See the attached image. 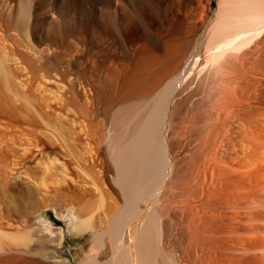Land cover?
<instances>
[{"label":"bare ground","instance_id":"1","mask_svg":"<svg viewBox=\"0 0 264 264\" xmlns=\"http://www.w3.org/2000/svg\"><path fill=\"white\" fill-rule=\"evenodd\" d=\"M89 2L95 11L88 8L83 0H0V15L10 16L16 5L19 11L21 9L19 16L25 25L21 24L25 29L23 30L24 36L28 37L26 39L37 37L43 40V38L48 37V32L51 30L61 33L63 29L70 30L76 20L84 22L82 17L84 14L93 15L101 23L100 26L102 27L104 26L102 23L106 22L105 14L112 12L117 15L122 10L121 7L123 5L122 0H89ZM193 3L194 0H186L185 12L187 13V18L184 22V29L166 38L163 41L164 44L162 49H160L161 51H143V53H140L133 70L131 72L128 71L130 73L124 76L120 87L117 86V79L120 76L115 68V70L105 75L104 88L102 86H99V89L96 87L99 90L96 95L101 93V95L107 97L106 101L104 100L105 102H103L105 106L104 115L108 122V130L105 134L102 133L105 135L103 137L105 140H103L105 142L104 152L110 155L115 167L117 166L118 169L117 175L111 176V178L119 185L121 188L119 189L127 196L126 198L129 199L127 202H130V204L128 203L129 205L125 206L127 208L111 213L110 204L107 205V198L110 194V191L106 188L108 178L105 175L104 177L98 176L96 174L98 171L92 173V165L90 169L86 167L91 171L90 173L88 170L90 174L87 173V175L89 177L82 176L83 178L81 177L80 180L82 183H77L74 189L75 191L78 187L80 191L86 190L85 185L88 183L92 184L98 194L94 196L96 198L91 200V202L85 197L82 199H86L89 202L83 201L77 193L67 192L65 189L67 186L65 187V185L64 187L63 185L58 187L54 192V196L60 198V202H58L60 211L68 214L65 225L69 227L73 224L80 231H90L93 235L92 240L95 250L100 249L102 244H104L95 227L96 218H99V220L104 218L106 222L108 221V224L110 223V226L108 225L109 233L112 236L116 254L113 260L106 264H264V186L262 190H251L252 184L261 183L264 185V169L260 167L264 166V79L262 78L264 77V0H219L215 17L213 16L212 19H207L203 22L198 21V16L194 11L195 8L193 10ZM111 5H113L112 8L110 7ZM67 8L70 9L67 11ZM201 14L198 15L201 16ZM199 18L201 19V17ZM200 30H202V34ZM203 34L205 35L203 36ZM4 38L0 34V87L2 89L0 92L3 93L4 88L15 91V96L18 95L17 99L23 95V101L27 103L28 107L30 105L33 108L35 104L34 106L33 104L31 105L30 95L27 96L28 93L25 94L24 90V94L21 93L22 90L21 92L18 90L17 81L15 84H13L14 82L12 83L14 81L12 80L13 76L18 72L13 74L14 70L11 71L10 66L8 68L6 65V61L11 55V49L7 46ZM197 43L201 45V50H204V54H201L202 51L200 53L195 52L194 45ZM8 48L10 49L9 51H7ZM59 54L63 56L65 53L60 52L57 56ZM90 55L92 56V54ZM16 56L21 57V55ZM84 58L90 60V56H84ZM9 60L11 61V59ZM33 65L35 64L33 63ZM33 65L30 66L31 70ZM214 72L218 73H216L217 76L221 74L220 77L223 82H220V85H216L219 88L218 90L213 92V89H210L215 95L212 97L211 94L213 99L207 98V102L204 103V106L205 104L210 105L209 109H207L211 114H206L207 116L209 115L206 119V117H203L204 115L201 117L197 113L200 118L206 119L203 123L208 125L206 127L208 132L205 134L207 137L203 144L197 145V147L200 145L201 147L193 153L189 152L190 154L186 158L185 155H180V151L187 144L188 135L185 136L186 134L184 133L186 131L185 123L188 122L186 114L189 111L188 105L193 102L191 100V98H194L193 90L198 86L193 88L192 85L198 79L206 80L208 77L210 78ZM11 75L13 76L11 77ZM120 75L122 74L120 73ZM37 78L39 77L37 76ZM97 83L101 84V82ZM212 84L211 86L214 85ZM3 85L5 87L2 88ZM15 86L18 88L14 89ZM118 90H121V97L118 102L112 103L111 94L114 95ZM208 95L210 96V94ZM6 97H11V95L8 94ZM6 97H4L6 100L4 102L5 100L0 93V111L8 103V98ZM38 98H40V95ZM9 100H13L12 97ZM204 101H200L201 104ZM259 101H261V104H259ZM9 103L11 105V102ZM144 104L146 106L143 108ZM15 105L14 107L17 106ZM12 107L10 108L12 109ZM198 107L199 109L201 108L200 104ZM19 111L22 112L21 110ZM6 112L4 111L3 113L6 115ZM203 112L206 111L203 109ZM38 113L40 114V112ZM41 114L40 116H42ZM161 114L163 117L162 124L156 119V115L160 116ZM24 118L27 119V117ZM62 120H60V123L65 130L69 123L66 127L64 124L69 120ZM74 120L69 121L68 136L73 139L71 136L78 128L80 132L85 131L86 136L81 138L79 142H76V137L69 151L73 155L78 153L77 157L87 152L89 156H93V151L96 150L94 144L97 141L95 140L97 136L95 138L94 136L99 134L96 124L93 122L84 124L79 121L78 128L74 130ZM46 122L45 124L49 123ZM4 124H0V200L6 199L11 192L22 187L19 191L22 197L20 203L32 205L31 207L34 211L31 213L38 212L44 208L40 201H37V195L41 193L40 191L43 188H40L41 190L39 191L36 181H39L40 186L44 185L46 188L48 186H46L47 182L50 184L55 183V185L57 183L62 184L63 180L67 182L65 179L68 173L64 171L66 175L59 174L58 172H60L59 170L62 167L57 165L56 158L46 155L45 159L38 161L34 167L28 168L26 172L24 171L25 175L12 178L10 177L11 173H9L8 176L6 172L8 167L6 170L4 167L10 154L13 153L14 155L16 153L17 146L24 143L29 144L31 133L30 129L26 130L24 127L25 129L17 131L18 133L15 132L16 134L14 133V135L11 133L13 131L7 128L6 125L4 126ZM7 125L9 126V124ZM174 126L176 128L172 129ZM55 130L57 131L58 128ZM65 139L69 143L67 137ZM102 139L101 141L99 140L101 143ZM24 148L26 147L24 146ZM81 151H83L82 154L80 153ZM193 156L195 157L194 167L188 170L189 165L184 164L187 159L189 160ZM159 158L161 162L157 166ZM11 161L9 164H12ZM77 162L80 163L79 161ZM182 163L183 165H181ZM59 165L62 166L63 164ZM95 166L93 168H96ZM76 168L78 169L77 165ZM155 168L163 170L160 179L155 175L158 178V182L160 180V183H162L161 187L156 190L155 187L151 188L149 186V182L153 183L152 178L154 176L152 177L151 174L153 175L152 171ZM236 171L239 175H237V181L234 180L232 182L233 180H231L232 184L223 182L225 177H229ZM57 173L61 177L57 176ZM229 178H226V181H229ZM158 182L156 181V183ZM147 184H149V189H154L155 192L153 191L154 194L150 199L151 201L148 205L146 204L148 209L149 207L151 208V210L149 209L150 212L148 210V212L146 211L147 213H144L145 211L140 209L141 206L139 207L138 203L143 196H146L143 194L147 192L145 191L147 190ZM154 185L157 186L156 184ZM180 186L183 187L181 188ZM89 187L93 189L92 186ZM48 189L46 190L48 191ZM51 190L53 191V189ZM89 192L90 196L91 193ZM164 193L167 196L162 198ZM85 194L84 196L87 195ZM54 196L52 195L53 199ZM178 197L182 198L179 199ZM176 198L180 200V205H177L176 210H171V207H169L171 205L170 201L176 200ZM42 202L44 203V201ZM83 202L87 203L83 204ZM173 206L172 208L176 205ZM24 208L26 209V207ZM99 210H102V212L99 216H96V212ZM29 213L28 215H30ZM131 214L135 215V222L133 220L129 221L128 215ZM106 216L110 219L107 220ZM33 220L28 228L20 232L7 231L5 230L7 228H1L3 223L1 224L2 226L0 225V264H39L33 256H30V244L36 236ZM126 220H128L127 223L129 225L131 224L128 234L129 245L123 247L121 235ZM179 225L182 227H179L182 230L181 235L178 233L179 231H176ZM175 231L180 235V237L176 235L180 240L178 242L176 240L175 244H173L172 239L176 234ZM43 236L37 235L40 240ZM45 236L47 237L48 235L45 234ZM39 243L41 244V242H38V247L40 246ZM170 245L173 248L169 251ZM96 255L94 253L87 257L82 264H103L98 261ZM40 264L42 263L40 262Z\"/></svg>","mask_w":264,"mask_h":264},{"label":"rangeland","instance_id":"2","mask_svg":"<svg viewBox=\"0 0 264 264\" xmlns=\"http://www.w3.org/2000/svg\"><path fill=\"white\" fill-rule=\"evenodd\" d=\"M83 1L85 2V5L88 8L95 11L94 7H92L90 5L91 3L90 2L88 3L89 0H83ZM209 1L210 0H194L193 10L195 8L194 11H195V14H197V16H198L199 22H203L207 19L208 20L212 19L213 16L215 17L219 0H211V2H209ZM122 4H123L121 7L122 10L117 15H115L112 12H108L107 14H105L106 15V22L102 23L104 25L102 27L100 26L101 23H99L98 20L93 15L84 14L82 16L84 22H82V21L80 22L79 20H76V23L72 24V26H71L72 30L71 29L70 30L63 29V32L61 31V33H56L55 31L51 30L50 32H48V37H49V33H50V37L49 38L45 37V38H43V40L40 38H37V37H33V38L31 37L30 39H26L28 37L24 36V34H23V30H25L23 27L24 24H23V21H21L20 16H19V13H21V9L19 11V8H17L16 5L13 8V11L11 12L10 16L9 15L7 16L5 14L2 16L0 15L1 16L0 17V34L3 37H5L4 39L7 42V46H9V48L11 49L10 50L8 48V50H7V51L10 50V52H11L10 57L8 55V57H9V59H11V61L8 59L6 61V63H7L6 65L8 68L10 66L11 71L14 70L12 72L13 74L18 72L14 76L11 75V77L13 76V78H16V79L12 78V80H14V81H12V83L14 82L13 84H15V82L17 81L16 85L18 84L17 85L19 87L18 90L20 92L22 90L21 93H23V94L25 92H26L25 94L28 93L27 96L30 95L29 99L31 100V105L33 104V106H34V104H35V106H34L35 108L33 107L34 109L30 105H29V107H30V109H29L27 103L25 101H23V97H24L23 95H21L22 97L20 96L19 99H17L18 95L15 96L16 95L15 91L13 92V91H10L8 89L6 90V88H4L3 89L4 92L3 93L0 92L2 95V98L6 97V96H8V94H10L12 99L16 100V103H15V100L14 101L9 100L11 97H6V98H8V101H7L8 103L6 105L7 108L4 105V107H2V109L0 111L1 112L0 113V124L5 123L4 126L6 125L7 128H10L11 131H13V132H11L13 134L15 132L18 133L19 130H21V129H25V128H26V130L30 129L29 130L31 133L30 137H31V139L33 138L32 141L30 139L29 144L24 143L23 145L17 146L16 153L14 151V153H15L14 155H13V153L10 154L8 162L6 163L7 166L5 165L4 168L6 170V168L8 167V169L6 170V172L8 173V176H9V173H11L10 177L17 178L19 175H25L26 170L28 168L34 167L38 161H42L47 156H52V157L56 158L57 165L63 168V169L60 168V170H59L60 172H58V173L61 175H64V174L66 175V173L64 171H67V173H68L67 175L71 176V177L66 176L65 181H67V182H64V180H63L64 183L63 182H61L62 184L57 183V185L60 184L58 186L55 185V183L50 184L49 182H47L46 186L47 185L48 186L46 188L44 185L40 186L38 183L39 181L38 182L36 181V186L37 185L39 186V188L37 187V189H39V191H40L41 190L40 188H43V190L40 191L41 193H38V195H37L38 196L37 201L39 200L41 205L44 206V208L40 209L38 212L31 213L34 211V210H32V207H31L32 205H28V204L23 205V202L20 203V200L22 197H21V194L19 191L22 189V187H19L14 192H11L6 199L0 200V219H1L0 225L3 223L2 224L3 226L1 225L2 227L1 226L0 227L2 229L7 228V229H5L7 231H11V232L19 231L20 232V231L28 228V226L31 225V222L34 219L33 220L34 221L33 228L35 229L36 236L34 237L33 241H31V244H30V248H31V255L30 256L31 257L33 256L39 264H40V262L42 264H82L83 261L87 257L93 255L94 253L97 254L96 256L98 257V261L100 263L106 264L108 262L110 263L116 254V250H115L116 248H115L114 242L112 240V236L109 233L110 223L108 224V221L106 222L105 221L106 219H104V218L103 219L100 218V220H99V218H96V221H95L96 226L95 227H96V230L98 231V234H100V239L102 240V243H104V244H102V247L98 250L96 249L97 250L96 251L95 247H94L93 240H92L93 235L91 234L90 231H85V232L80 231L73 224H71L69 227H67L65 225V223H66L65 221H67L66 219L68 217V214L66 212L60 211V209L58 207V205H59L58 202H60V200H59L60 198H57L56 196H54L55 195L54 192L58 189V187H60L62 185L64 187V185H65V187L67 186L65 188L67 190V192H71L74 194L77 193L81 199L85 197V198H87V200H90V202H91V200L96 198L94 196L96 194H98V191H96V189L94 190L92 184L88 183L89 185L88 184L85 185L86 190H88V192L90 190V192H89V193H91L90 196H89L88 192H86V190L80 191V188H78V187L75 191H74V189L76 188L77 183L78 184L82 183V181H80L81 177L82 176L83 177L84 176L89 177L87 175V173L88 174L91 173V171L89 169L92 166L94 167L96 165L95 166L96 168H93V167L91 168V170H93L92 173L93 172L95 173L96 171H98V172H96V174H98V176L104 177V175H105L108 178L107 183L109 185L107 184L106 188L110 191L109 192L110 194L108 195V198H107V200H108L107 205L110 204V208L112 209V210H110L111 213H113L114 211H119L120 209L127 208L125 206H128L130 204V202H127V201H129V199L126 198L127 196L124 195L123 191L120 190L121 188L119 187V185L117 183H115L111 178V176L113 177V176L117 175L116 174V172H118L117 166L115 167V164L113 163L110 155L104 152V150H105V146H104L105 142L104 141L105 140L103 137L105 136L104 134L108 130V122H107V119L104 115L105 106H104L103 102L106 101L107 97L104 95H101V93H99V94L97 93L99 95L98 96V95H96V92L99 91L98 90L99 86L100 87L102 86V88H104L103 83L105 80V75L107 73L115 70V69L118 71V75L120 76L117 79V83H118L117 86L120 87L123 83L124 76L126 74H129L133 70L135 63H136V60H137V57L140 55V53H143V51L144 52L161 51L160 49H162L163 44H164L163 41L166 38H169L171 35L175 34V32L177 33V31L184 29V27H185L184 22H185V19L187 18V13L185 12L186 0H184V1L180 0V2H179V0H122ZM110 7L112 8L113 5H111ZM70 8H67L66 10L68 11V9H70ZM200 13H202L201 16H199ZM199 17H201V19ZM21 24H23V25H21ZM182 25H184V26H182ZM67 31H69V32H67ZM200 31L202 34L203 33L202 30H200ZM61 35H64V36H61ZM204 35L205 34H203V36ZM201 49H202L201 45H199L198 43L196 45H194V50H195V52L197 51L196 53H200V51H202L201 54H204V50H201ZM13 51H15V52L17 51V52L16 53L14 52L15 53L14 54ZM10 52H9V54H10ZM57 52L58 53L64 52L65 54L63 56H61L60 54H59V56H57V54H58ZM90 54H92V56ZM13 55H15V56L12 57ZM16 55H21V57H19V56L17 57ZM84 56H87V57L90 56V58H89L90 60H86L84 58ZM27 58L29 60L31 58V60H30L31 62ZM33 63L35 65H33ZM95 63H96V65H95ZM18 65H20V66H18ZM32 65H33V68L31 70L30 66H32ZM80 65L82 66V69H81ZM17 66L19 69L17 68ZM36 66H37V68H36ZM87 66H88V68H87ZM90 66H91V68H90ZM93 66H95V68H93ZM109 66H110V68H109ZM35 68H36V70H35ZM19 71L20 72L22 71L21 74ZM34 71H35V73H34ZM128 71H130V72H128ZM97 72H99V73H97ZM120 73L122 75H120ZM216 73L214 72V74H212V76L214 78L211 76L210 78L208 77V79H206V80L205 79H198V80H196L197 82H194L195 84L193 83L194 85H192L193 88H194V86L195 87L197 85L198 86H197V88H194V90H193L195 92V93L193 92V96H194L193 99H195V100H193L191 98V100L193 101L192 102L193 104L191 103V105H188L189 107L191 106V108L188 107L189 111H188V114H186L187 118H188V122L185 123L186 131H184V133L186 134L185 136L188 135L189 137L187 136L186 146H184L181 149L182 151H180V155H185L186 158L188 157V155L191 152L193 153V152H195V150H197L201 147V145L197 147L198 144H203V142L206 140L205 138L207 136L205 134H207V132H208V131H206L207 130L206 127H208V125H205V123H203V122H205V120L209 116V115L207 116L206 114L209 113L208 109H209L210 105L205 104V106H206L205 107L204 103L207 102V100H206L207 98H209V99L211 98V94H212V97H214L213 96V95H215L213 93L214 90L219 89L218 86H216V85L217 84L220 85V82L221 83L223 82L221 77H220L221 74L217 76L218 73L217 74ZM35 75H37L39 78H37V76L35 77ZM262 76H263V74H262ZM211 78H212V81H211ZM262 78L264 79V77H262ZM213 79H214V82H213ZM208 81H209V83H208ZM97 82H101V84L97 83ZM200 84H202V85H200ZM211 84L213 86H211ZM0 86H1V83H0ZM17 86H15L14 89ZM3 87H5V85H3L2 88ZM214 88H217V89H214ZM0 89H1V87H0ZM210 89L211 90L213 89L212 90L213 92H211ZM0 91H2V89ZM120 91L121 90L116 91L114 93L115 96L111 94L112 103H116L119 101V99L121 97ZM43 94L44 95L46 94V95L44 96ZM207 94H210V96L209 95L207 96ZM39 95H40V98H38ZM201 97H202V99H201ZM32 98H33V100L34 99L35 100L33 101ZM100 98H102L101 99L102 101L100 100ZM42 99H44L45 102ZM98 99H99V102H98ZM198 99H199V101H198ZM212 99L213 98H211V100ZM4 100H5V98H4ZM200 101H204V102H202V104H201ZM4 102H6V100ZM9 102H11V105ZM33 102H35V103H33ZM100 102H102V103H100ZM198 102L201 106L200 109L198 107V105H199ZM209 102H210V100H209ZM211 102H213V101H211ZM256 103H257V101H256ZM100 104H102V105H100ZM189 104H190V102H189ZM210 104H212V103H210ZM259 104H261V101H259ZM14 105L16 107H14ZM193 105H196L197 107L193 106ZM145 106H146V104H144L143 108ZM10 107H12V109ZM193 107H195V108H193ZM4 108H6V109H4ZM14 108L15 109L17 108L16 111ZM84 108H86V109H84ZM7 109L8 110L10 109L11 111L10 110L8 111ZM194 109H197V110H194ZM198 109H199V111H198ZM203 109L206 112H203ZM19 110H21L22 112H20ZM81 110L84 112L83 114H82ZM210 110H212V109H210ZM4 111L5 112L7 111L6 115H5V113H3ZM59 111H61V112H59ZM87 111H88V113H87ZM10 112H11V114H10ZM38 112H40V114L42 113L41 114L42 116H40V114ZM59 113H61V114L59 115ZM74 113H75V115H74ZM190 113L192 114V117H191ZM194 113H196L195 114L196 118L194 116ZM197 113L199 114V116L201 115V117H202V115H204L203 117L204 118L206 117V119L200 118ZM76 114H77L78 118L76 117ZM209 114H211V113H209ZM27 115L30 117H28ZM88 116L90 119L88 118ZM90 116H93V117H90ZM24 117H27L28 121ZM40 117L41 118L43 117V118L41 119ZM43 119L49 123H47L45 121L47 123V124H45ZM62 119L65 121H68V120L71 121L72 119L73 120L75 119L74 121L76 124L74 123V126H75V127H73L74 130H76L78 128L77 125L79 124V121L84 123V124L85 123L86 124L91 123V122L96 124L95 126L98 128L99 134L97 133L98 135L94 136V138L97 136L95 138V140H97L96 141L97 143L96 142H95V144L93 143L94 146L96 147V150L93 151L94 152L93 156H89V154H87L88 152L84 153V155H83L82 154L84 151L83 150L80 152L82 155H80V153H79L80 156L77 157L78 153H77V155L76 154L73 155V153H71V151H69L71 148V145L75 142L74 139H76V137H77L76 142H79L81 138L86 136V134H85L86 132L85 131L80 132L79 128H78L76 131H74V134H72V136L70 135L71 137H73V139L70 138L68 136L69 133H67L68 132L67 130H69L70 122L69 121L65 122V124H64L65 127L68 123H69V125H67V127L64 130L63 126L60 123V120H62ZM156 119L159 121L160 124L163 123L162 114L160 116L156 115ZM201 119H203L202 122H201ZM194 121H196V122H194ZM1 122H3V123H1ZM7 124H9V126ZM30 126L32 128L33 127L34 128L32 129ZM188 126H189V128H188ZM49 127H51L52 129ZM54 128L55 129L58 128V130L56 131ZM175 128L176 127L174 126L172 129H175ZM60 129H61V131H60ZM62 130H64V131H62ZM51 131H54V132H51ZM50 132H51V134H50ZM102 133H104V134H102ZM64 135H65V138L67 137V140L69 143L66 142ZM8 137H9V135H8ZM9 138H11V137H9ZM199 138L201 141L199 140ZM36 139H37V141H36ZM101 139H102L103 144L100 142ZM33 140H34V142H33ZM38 140L40 143L38 142ZM190 141H192V143H190ZM24 146L26 148H24ZM31 149H33V150H31ZM82 157L85 159H83ZM75 158H77V159H75ZM192 158L190 157L191 160L187 159L185 164H184V165H186V164L189 165L188 170H190L192 167H194L195 157L193 156ZM10 160H12L11 161L12 164H9ZM75 160L79 161L80 163H78ZM104 162H106V163H104ZM160 162L161 161L159 158L157 166H159ZM183 163L181 165H183ZM59 164H63V165L61 166ZM8 165L9 166L11 165L10 168ZM76 165H77L78 169L76 168ZM86 167H88L89 169H87ZM161 167H163V166H161ZM260 167L262 169H264V166H260ZM158 168H155V169H153L154 171H152L153 175L151 174V176L152 177L154 176L153 178L151 177L153 179V181H152L153 183L149 182L150 185L147 184V186H146L147 190H145V191H147V192L149 191V192L148 193L144 192L143 195H146V196L144 197L142 195L144 198L142 197V200H140V202L138 203L139 207L141 206L140 209L145 211L144 213H147L149 209L151 210L150 207H149V209L147 208V205L151 201L150 199H151L152 195L154 194L155 190L158 189V187L160 188L162 185V183H160V180L158 182V178L160 179V175L162 174L163 170L158 169ZM88 170L90 171V173L88 172ZM159 170H161V171H159ZM12 173L13 174L15 173V174L13 175ZM58 173H57V176L61 177V175H58ZM69 173H70V175H69ZM83 173H84V175H82ZM157 173H160V174H157ZM155 175H157L158 178ZM231 175H233V176H231ZM231 175L229 176L230 178L228 176L225 177V181L223 180V182H225L226 184H227V182H228V184H230V183L232 184V182H234V180L235 181L238 180L237 171H236V173H234V174L232 173ZM234 175H236V176H234ZM161 177H162V175H161ZM231 177H233V178L235 177V178L233 179ZM226 178H229V181H226L227 180ZM154 180H156L160 184L156 183V181H154ZM231 180H233V181L230 182ZM77 181H79V182H77ZM153 184H156V185L158 184V185L153 186ZM148 185L151 186V188L155 187V190L154 189L152 190L151 188L149 189ZM54 186H55V188H53ZM89 186H92L93 189H91V187H89ZM263 186L264 185L261 183L260 184H252L251 190L252 191L262 190ZM70 187H72L71 188L72 191H71ZM47 188H49L48 191L46 190ZM87 188H89V189H87ZM181 188H180V190H181ZM51 189H53V191ZM48 193H50V194L48 196H45ZM83 193L86 196H84ZM165 194L166 193L163 194L162 198H164V196H167V194L166 195ZM40 195L41 196L43 195L42 198ZM52 195L54 196V199L52 198ZM82 195H83V197H82ZM48 198H50V199H48ZM178 198H176V200L170 201L171 205L169 207H171V210H176L177 205H180L179 199H181L182 197L179 199ZM166 199H167V197H166ZM166 199H164V200L166 201ZM177 199H178V201H177ZM82 200L87 201L86 199H82ZM42 201H44L46 206ZM87 202H89V201H87ZM87 202H83V204L84 203L86 204ZM161 202H162V200H161ZM173 205L174 206L176 205V206L174 207ZM172 206L174 208H172ZM24 207H26V209ZM150 210H149V212H150ZM26 212H28V213L30 212L29 214L31 216L28 215V213H26ZM101 212H102V210H99L98 212H96V216H99ZM131 215H133L132 219H131ZM131 215H128L129 219H130V220L129 219L128 220L130 222L132 220L133 221L136 220L135 215L134 214H131ZM106 217L108 218L107 220L110 219L108 216H106ZM128 220H126V223L128 222ZM26 222H27V224H26ZM100 223H102L103 225ZM126 223L124 222L125 226L123 227V232L121 235L122 236V242L124 244L123 247H127V245H129L128 234H129V228H130L131 224L129 225V223H127V226H126ZM10 224H11V226H10ZM24 226H25V228H24ZM179 227L182 228L179 225V226H177L176 231L177 232L179 231L178 233L181 235L182 230L179 229ZM17 228H19V229H17ZM176 231H175L176 234L172 239L173 244H175L176 240H177L176 242H178L180 240V239H178V237H180V235H178ZM45 234L48 236L46 237ZM37 235H41V236L44 235L43 237H45V238L42 237L40 240L37 237ZM174 238H176V239L174 240ZM104 239H106V240H104ZM38 242H41V244L39 243L40 244L39 247L37 245ZM171 248H173V247H171V245H170L169 251L171 250Z\"/></svg>","mask_w":264,"mask_h":264}]
</instances>
